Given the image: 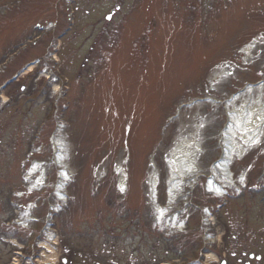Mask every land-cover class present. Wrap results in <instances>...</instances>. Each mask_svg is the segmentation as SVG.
<instances>
[{
    "label": "rangeland",
    "instance_id": "374dc122",
    "mask_svg": "<svg viewBox=\"0 0 264 264\" xmlns=\"http://www.w3.org/2000/svg\"><path fill=\"white\" fill-rule=\"evenodd\" d=\"M170 1L175 7L166 0H0V264L17 250L11 239L26 244L37 236L57 203V186L39 191L61 181L53 137L64 146L71 179L54 218L55 264H159L185 256L205 263L198 248L218 258L212 264H243L236 249L244 237L264 256V0ZM47 71L56 75L50 86ZM238 93L229 109L243 116L232 138L234 188L219 198L202 179L192 201L193 177L218 159L226 107ZM254 128L261 137L249 145ZM181 141L197 172L179 185L173 215L161 223L148 180L156 170L163 211L170 153ZM36 166L35 189L28 176ZM21 209L39 220L32 237L14 224ZM208 211L215 217L209 228ZM205 235L215 243L204 250Z\"/></svg>",
    "mask_w": 264,
    "mask_h": 264
},
{
    "label": "bare ground",
    "instance_id": "6f19581e",
    "mask_svg": "<svg viewBox=\"0 0 264 264\" xmlns=\"http://www.w3.org/2000/svg\"><path fill=\"white\" fill-rule=\"evenodd\" d=\"M30 71H32V68L29 70V72ZM231 106H232V103H231ZM244 106L246 107V105H244ZM233 112H232V110L228 112L229 122H228L227 136L229 138V146H228V149H225L226 155H225L224 160L222 162L218 163L217 166L215 167L216 173H219L220 175L215 176L214 181H212V185L210 187V189H212L213 192L217 196H222L225 188H227L228 185H231V182L234 181V177L231 176L229 171H228V167H229L230 162L232 160V158H230V156H231V153H233L232 151H234V147H235L234 144H232V141H233L232 138H233L235 131H237V129H239L238 126L242 125L243 116H240L236 111H233ZM254 129H253L254 131H252L251 133L246 135V138H245L246 142L249 145L250 144L255 145V143L260 139V136H261V131L258 132V130H256V128H254ZM57 143H58V145H57L58 148L62 149L61 141L57 140ZM246 146H247V148H250L247 144H246ZM58 154H59L58 162L60 164H62L65 152L63 151V153H62L63 156L60 154L59 151H58ZM171 157H172V161H173L172 164H174V166H173L174 172L172 173V177L170 180V185H171L170 186L171 187L170 193L172 194L177 179L181 178L182 175L187 176V175L193 173V171H192L193 168H191L193 166L191 164L193 162V159L191 158V156L188 153H186V150L184 149L181 142L176 145V147L174 148V150L171 153ZM187 169H189V170L187 171ZM123 174H126V173L123 172ZM66 177H67V175L65 174L63 176V178H65L64 179L65 183L67 182ZM217 178H219V182L217 181ZM126 179H127V175L126 176H123V175L120 176V186H121L120 188L123 189L122 191L126 190L125 189ZM158 185H159V177H158L157 173L153 170L152 173L150 174V177H149V187H150V191H151V195H152L153 199H155V197H156V189L158 188ZM43 247L46 250H48V252H50L52 254V255L44 254L43 261L54 264L57 260V257L55 256L56 252L53 249V244L51 245V244L46 243L43 245ZM206 259H207L206 264H212V263L218 261V259L211 254H208Z\"/></svg>",
    "mask_w": 264,
    "mask_h": 264
},
{
    "label": "flooded vegetation",
    "instance_id": "af4514ba",
    "mask_svg": "<svg viewBox=\"0 0 264 264\" xmlns=\"http://www.w3.org/2000/svg\"><path fill=\"white\" fill-rule=\"evenodd\" d=\"M255 263H256V261H255ZM257 264H261V262H260V261H258V262H257Z\"/></svg>",
    "mask_w": 264,
    "mask_h": 264
}]
</instances>
